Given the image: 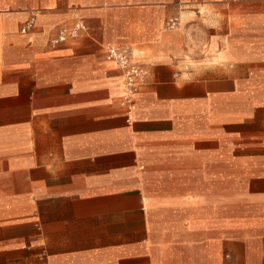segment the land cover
<instances>
[{
	"label": "crops",
	"instance_id": "obj_1",
	"mask_svg": "<svg viewBox=\"0 0 264 264\" xmlns=\"http://www.w3.org/2000/svg\"><path fill=\"white\" fill-rule=\"evenodd\" d=\"M234 263L264 264V0H0V264Z\"/></svg>",
	"mask_w": 264,
	"mask_h": 264
},
{
	"label": "built area",
	"instance_id": "obj_2",
	"mask_svg": "<svg viewBox=\"0 0 264 264\" xmlns=\"http://www.w3.org/2000/svg\"><path fill=\"white\" fill-rule=\"evenodd\" d=\"M176 19L170 21V25H174ZM34 25V19L30 18L21 28L20 32L25 33L32 29ZM86 30V26L83 23L77 22L71 27L61 28L55 38L51 40V45L56 46L66 42L68 39L76 38L81 32ZM107 59L114 62L120 69L123 75V95L122 101L127 104L129 108H132L133 97L139 87L142 84L145 71L136 62H134L129 54L124 49L111 47L106 51Z\"/></svg>",
	"mask_w": 264,
	"mask_h": 264
},
{
	"label": "rangeland",
	"instance_id": "obj_3",
	"mask_svg": "<svg viewBox=\"0 0 264 264\" xmlns=\"http://www.w3.org/2000/svg\"><path fill=\"white\" fill-rule=\"evenodd\" d=\"M234 264H240V263H234Z\"/></svg>",
	"mask_w": 264,
	"mask_h": 264
}]
</instances>
